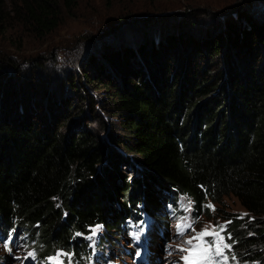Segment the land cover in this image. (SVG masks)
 <instances>
[{
  "label": "trees",
  "instance_id": "16d2710c",
  "mask_svg": "<svg viewBox=\"0 0 264 264\" xmlns=\"http://www.w3.org/2000/svg\"><path fill=\"white\" fill-rule=\"evenodd\" d=\"M80 1L0 0V32L43 36ZM220 27L195 34L152 24L98 39L86 61L95 72L84 69V78L106 84L105 95L78 94L96 116L105 108L118 117L126 131L109 132L122 149L86 123L67 129L75 105L57 98L60 89L52 98L43 91L50 108L36 115L32 83L17 91L14 74L2 72L16 67L0 58L2 233L23 231L40 258L61 249L107 264L143 210L160 216L186 193L210 215L205 205L218 209L234 195L249 215L222 209L232 251L240 264H264V8L242 5ZM220 56L225 67L200 62ZM97 224L104 231L92 245Z\"/></svg>",
  "mask_w": 264,
  "mask_h": 264
},
{
  "label": "rangeland",
  "instance_id": "374dc122",
  "mask_svg": "<svg viewBox=\"0 0 264 264\" xmlns=\"http://www.w3.org/2000/svg\"><path fill=\"white\" fill-rule=\"evenodd\" d=\"M242 5L264 8V0H81L78 6L73 9L63 7L61 23L43 36L24 28H10L6 33L0 32V58L9 60L16 67L15 70L8 71L11 68L8 65L6 66L8 69H3L2 72L4 71L3 75H6L5 80L10 77L9 75L14 74L13 77L20 82L14 83L17 91H26L24 84L32 83L33 92L28 91L32 93L35 103L39 106L42 104L41 108L38 106L36 115L43 116L45 105L50 108L51 102L46 99L43 91L48 90V97L52 98V94L57 93L60 89L62 92H59L56 97H64L63 104L70 100L75 105L74 108H71L70 113L73 117L68 121L67 129H70V124L71 129L75 127L76 123L73 120L86 123L90 131L109 137L110 144H115L116 147L122 149L119 143L110 137V132L115 135V133L124 134L126 131L118 117L113 116L111 111L104 108L106 113H99L101 116L103 114L106 122L102 125L99 120L100 115L96 116L92 107L85 103L87 100L89 101V98L86 97L84 101L78 94L80 92L84 95L91 93L97 101L105 95L106 84L102 83L101 87H97L100 85L97 81L84 78V69L92 73L95 72L86 61L93 54V47L98 39L107 35H120L126 29L134 31L138 28L147 33L152 24L170 27L174 32H176L174 29H179L183 32L193 31L195 34H200L205 32V27L213 30L219 26L218 29H220V25L224 23L226 17L233 15V12ZM214 31L216 30L214 29ZM200 62L214 63V66L220 68L225 67L226 64L221 56L214 61L200 59ZM72 82L74 85H71ZM42 87L45 88L42 89ZM28 88L31 89L29 86ZM101 104H103V100ZM100 111L102 112V110ZM39 116L36 117L39 119ZM41 122H44V125L51 123L48 118ZM189 198L185 194L180 195L179 198L180 209H187L186 212H191L192 209V203L190 207L188 205ZM213 205L216 210L210 215L200 214L195 229L211 227V224L224 221L226 217H221L222 209L240 216L244 213H247L246 216L249 215L248 210L234 195L225 196L223 201L218 204V209L216 203ZM100 226L97 234L89 239L92 245H95V241L101 237L104 231L102 225ZM190 235H195V232L191 231L185 235L178 244L187 247L184 240ZM33 250L34 247L29 245L28 248L25 246L17 253L27 255L29 251ZM180 255L181 253L178 252L172 264H182L179 260ZM9 262L11 264L19 263L17 257L10 255L4 243L0 242V264ZM43 264H55V262L46 261ZM79 264H101V259L92 256L89 261Z\"/></svg>",
  "mask_w": 264,
  "mask_h": 264
},
{
  "label": "snow or ice",
  "instance_id": "6c2138e0",
  "mask_svg": "<svg viewBox=\"0 0 264 264\" xmlns=\"http://www.w3.org/2000/svg\"><path fill=\"white\" fill-rule=\"evenodd\" d=\"M191 199L189 198L188 205L191 206ZM204 207L211 211H215V206L209 202V204ZM187 210V209H186ZM247 213L241 215L240 218L246 216ZM196 221H189L187 217H182L178 220L176 224L177 235L183 237L185 233L189 230L194 231L195 235H190L184 240V244L175 245V248L171 244L166 246V251L168 255L171 256L173 251H178L181 253L179 260L182 264H229V260L234 261L235 264H240V260L237 254L232 251L235 240L233 239L232 233L228 231L229 225L232 221L228 220L223 223L211 224V227L205 226L202 229H195L194 223ZM100 225H96L95 228L91 229V237L97 234L100 229ZM12 231H15L14 229ZM83 233H76V236H82ZM134 236L136 240L140 239V232H135ZM210 238V239H209ZM12 239L11 233L5 239V247L8 246V242ZM171 249V250H169ZM137 256L140 255L139 252L136 253ZM36 259V252L29 251L27 255L23 258L24 260ZM47 261L55 262V264H79V262L74 261V254L70 252H64L63 250H57L52 256H48Z\"/></svg>",
  "mask_w": 264,
  "mask_h": 264
}]
</instances>
